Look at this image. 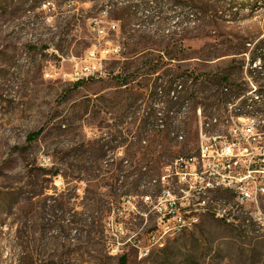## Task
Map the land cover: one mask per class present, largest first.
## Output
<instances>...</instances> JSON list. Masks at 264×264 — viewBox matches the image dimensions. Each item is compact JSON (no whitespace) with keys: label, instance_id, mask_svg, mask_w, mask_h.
I'll list each match as a JSON object with an SVG mask.
<instances>
[{"label":"rangeland","instance_id":"1","mask_svg":"<svg viewBox=\"0 0 264 264\" xmlns=\"http://www.w3.org/2000/svg\"><path fill=\"white\" fill-rule=\"evenodd\" d=\"M263 40L264 0H0V264H264V203L159 238L143 199L215 84L264 93Z\"/></svg>","mask_w":264,"mask_h":264},{"label":"built area","instance_id":"2","mask_svg":"<svg viewBox=\"0 0 264 264\" xmlns=\"http://www.w3.org/2000/svg\"><path fill=\"white\" fill-rule=\"evenodd\" d=\"M96 59V52L91 51L88 60L69 73L71 81L99 74ZM263 108L264 93L255 83L248 93L228 101L222 116H210L198 108L197 146L166 164L159 194L143 196L157 214L159 238L164 237L169 225H176L175 236L196 226L202 214L224 215L230 209L220 204L224 195L232 196L238 205L263 213ZM259 219L264 224L261 216Z\"/></svg>","mask_w":264,"mask_h":264},{"label":"trees","instance_id":"3","mask_svg":"<svg viewBox=\"0 0 264 264\" xmlns=\"http://www.w3.org/2000/svg\"><path fill=\"white\" fill-rule=\"evenodd\" d=\"M262 50L264 51V40L259 43L256 44V47L254 48V54L251 57V61L250 63L253 64L255 63V61L257 59H260L261 61H264V54L263 56H258L257 53ZM191 76H189L190 80L192 79V82L198 83L199 81L201 82L202 85V92L205 91H210L212 88L210 87L211 82H213V80L211 78H208L207 74H202V75H193L190 74ZM217 85V88H215V90L211 93V95H207L203 97V100H198V105L201 106L203 108V110L205 111V113L207 114V108L210 107H216V106H220V110H224L226 108V103L230 100V97L235 95L234 97L237 98L241 95H243V93H245V88L240 87L239 85H236V88L230 89L228 86H223L222 85V81L219 84H215ZM181 89L185 88V86L182 84ZM178 89H173L171 92L173 94L174 97L176 96ZM216 98V99H214ZM217 98H219L221 100V104H219V102L217 101ZM210 99H214V100H210ZM245 102H247V100H245ZM264 110V108H263ZM220 113V112H219ZM222 113V112H221ZM217 112L215 113H211L208 114L210 116H214L216 115ZM43 129H40L38 132H35L33 134L30 135V138H37L41 133H42ZM35 136V137H34ZM121 264H125V257L122 258V262Z\"/></svg>","mask_w":264,"mask_h":264},{"label":"bare ground","instance_id":"4","mask_svg":"<svg viewBox=\"0 0 264 264\" xmlns=\"http://www.w3.org/2000/svg\"><path fill=\"white\" fill-rule=\"evenodd\" d=\"M176 233V225H169V227H165V233L164 237H174V234Z\"/></svg>","mask_w":264,"mask_h":264}]
</instances>
